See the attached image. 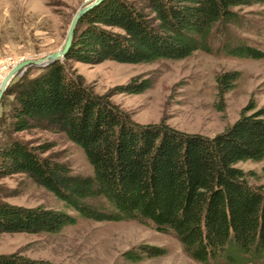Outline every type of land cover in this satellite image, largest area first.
Instances as JSON below:
<instances>
[{"label": "trees", "instance_id": "obj_1", "mask_svg": "<svg viewBox=\"0 0 264 264\" xmlns=\"http://www.w3.org/2000/svg\"><path fill=\"white\" fill-rule=\"evenodd\" d=\"M264 0H101L77 22L61 60L31 77L16 76L3 95L11 97L5 136L0 139V177L24 174L59 202L15 205L0 198V234H54L77 219L135 220L170 233L201 264H249L264 260V194L237 166L264 159V107L248 105L223 131L211 137L161 123L134 124L107 95H96L71 61L104 60L132 64L179 60L196 50L261 60L264 49L239 40L231 26L239 11ZM239 74L216 76L223 95ZM151 85L140 75L114 88L139 94ZM251 110L250 112H247ZM34 127L63 133L82 149L92 167L72 173L64 161L44 155L49 143L29 145L12 134ZM143 250L149 255L148 247ZM130 260L141 254L125 252ZM0 264H50L17 254H1ZM56 264V263H55Z\"/></svg>", "mask_w": 264, "mask_h": 264}, {"label": "rangeland", "instance_id": "obj_2", "mask_svg": "<svg viewBox=\"0 0 264 264\" xmlns=\"http://www.w3.org/2000/svg\"><path fill=\"white\" fill-rule=\"evenodd\" d=\"M91 0H0V57L10 55L36 59L62 46L69 20ZM242 24L231 26L239 40L264 49V3L243 7L239 11ZM196 50L179 60L158 59L152 63H126L104 60L89 64L71 61V69L84 79L93 94L107 95L126 118L134 124L168 125L187 133L203 136L223 131L250 104L264 107V58L255 60L225 56L216 51ZM41 66H28L23 71L31 77ZM239 74L234 87L223 95L222 111L216 108V76L224 72ZM140 75L149 77L151 85L139 94L116 93L114 88ZM11 97L0 100V139L5 136L6 118ZM220 105V104H219ZM248 110L247 112H250ZM12 136L34 146L49 143L44 155L67 163L72 173L88 176L92 167L85 155L63 133L48 132L34 127L17 131ZM251 184L264 194V159L247 160L237 164ZM0 198L8 203L34 207L38 204L60 208L50 192L34 185L24 174L0 177ZM149 248V255L143 250ZM141 254L130 260L125 252ZM17 254L30 260L50 264H201L184 251L181 243L170 233L155 231L150 225L135 220L95 221L77 219L54 234H0V255ZM226 264L222 258L217 263ZM249 264H264L249 262Z\"/></svg>", "mask_w": 264, "mask_h": 264}, {"label": "water", "instance_id": "obj_3", "mask_svg": "<svg viewBox=\"0 0 264 264\" xmlns=\"http://www.w3.org/2000/svg\"><path fill=\"white\" fill-rule=\"evenodd\" d=\"M99 1L101 0H91L85 3L72 15L71 19L69 20L67 31L62 42L63 44L58 50L52 51L49 54L38 57L36 59H23L19 61V63H17L16 65H14V67L9 70V72L3 78V81L0 83V100L1 96L4 94L7 86L15 77V75L21 74L26 67L32 66V64L44 67L50 64V62H52L53 60H61L71 45V41L74 36L78 20L81 18L84 12H86Z\"/></svg>", "mask_w": 264, "mask_h": 264}, {"label": "built area", "instance_id": "obj_4", "mask_svg": "<svg viewBox=\"0 0 264 264\" xmlns=\"http://www.w3.org/2000/svg\"><path fill=\"white\" fill-rule=\"evenodd\" d=\"M24 58L22 57H13L10 55H6V56H2L0 57V83L3 81V78L5 77V75L9 72V70L11 68L14 67V65H16L17 63H19V61L23 60ZM26 69V68H25ZM24 71V70H23ZM23 73V72H22ZM21 73V74H22ZM19 75H15L16 76H20ZM14 77V78H15ZM13 78V79H14ZM12 79V80H13Z\"/></svg>", "mask_w": 264, "mask_h": 264}]
</instances>
